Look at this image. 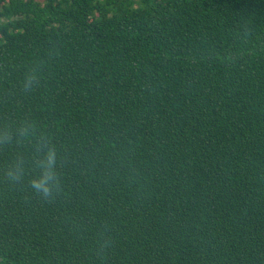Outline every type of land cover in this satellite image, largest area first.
I'll return each mask as SVG.
<instances>
[{"label": "trees", "instance_id": "obj_1", "mask_svg": "<svg viewBox=\"0 0 264 264\" xmlns=\"http://www.w3.org/2000/svg\"><path fill=\"white\" fill-rule=\"evenodd\" d=\"M0 264H264V0H0Z\"/></svg>", "mask_w": 264, "mask_h": 264}, {"label": "clouds", "instance_id": "obj_2", "mask_svg": "<svg viewBox=\"0 0 264 264\" xmlns=\"http://www.w3.org/2000/svg\"><path fill=\"white\" fill-rule=\"evenodd\" d=\"M35 77L30 76L26 80V87L30 86ZM21 136L25 139L32 138L35 140L37 149V158L34 162V167L38 174L32 178L31 186L38 194L48 197L51 196L57 184L56 163L57 153L50 141L43 133H37V130L32 125H25L21 130ZM10 139V137H9ZM24 161L20 160L16 163L15 169L10 170L9 175L15 178L16 173H22Z\"/></svg>", "mask_w": 264, "mask_h": 264}]
</instances>
